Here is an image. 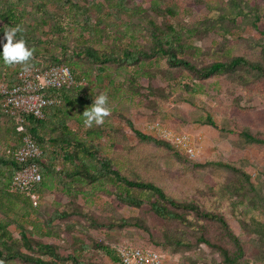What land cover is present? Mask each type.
<instances>
[{
	"label": "rangeland",
	"instance_id": "374dc122",
	"mask_svg": "<svg viewBox=\"0 0 264 264\" xmlns=\"http://www.w3.org/2000/svg\"><path fill=\"white\" fill-rule=\"evenodd\" d=\"M127 1L133 7L145 9V15L160 28L168 31L170 25L176 27L182 43L201 48L202 55L185 54L198 67L216 60L226 61L235 55L264 66V0ZM103 3L102 10L93 9L90 13L104 17L109 34L94 42L86 33L85 39L106 49L120 45L151 48V36L142 26V19L136 16L132 37H124L117 43L115 33L129 23V15H114L107 2ZM28 6L36 12L32 0ZM49 9L62 13L54 3ZM33 22L40 27L43 39L57 42V35L54 37L51 31L53 20L47 14L35 13ZM78 31V28L72 30L74 40L80 38ZM40 47L45 53L59 52L56 44L43 43ZM145 59L148 75L141 73L143 76L135 93H131L133 86L126 77L138 69L137 65L107 68L117 73L116 84L123 88L120 93L107 85L108 79L103 83L96 82L95 65L91 61L76 59L81 70L90 74L81 89L90 98L79 96L81 101L76 104L75 114L82 118L94 97L107 92L111 112L103 124L93 123L92 126L104 129L102 143L115 166H120L131 177L153 181L172 195L196 200L202 207L221 213L240 240L242 250L239 251L216 221L190 213L188 216L193 224L187 226L174 219H162L148 207L131 205L113 193L97 192L85 202L84 198L74 200L57 191H44L33 200L35 208H31L28 199L22 196L17 202V212L11 211L13 204L9 203L0 210V218L8 220L18 216L20 220L28 221L29 228L31 223L40 224L42 232L37 237L59 245L63 253L72 252L74 246L80 244L75 242L77 238L88 244L102 241L113 247L121 243L134 245L161 241L156 246L163 254V264H226L218 248L200 240L204 235L240 255L242 262L264 264V143L248 140L241 133L248 128L255 135L264 137V73L241 67L202 80L187 70L170 67L165 59ZM19 66L12 65L11 70H18ZM185 83L201 84L204 90L189 96L183 89ZM149 85L159 89L158 93L150 94ZM207 115L213 117L216 126L207 123ZM128 119L134 127L128 124ZM69 124L82 134L89 127L84 120L78 123L73 117ZM6 125H10L7 117L0 118V141H10L8 143L13 145L18 136L6 133ZM135 128L167 141L164 129L189 134L197 153L188 157L181 150L178 153L166 145L142 141L136 136ZM75 204L88 209L96 221L72 214L66 219L46 223L56 209H67ZM124 217L138 219L147 228L108 226L113 218ZM10 228L18 235L14 222ZM164 233L180 237L190 245L164 244ZM89 255L113 264L94 250ZM0 261L3 264H28L18 259Z\"/></svg>",
	"mask_w": 264,
	"mask_h": 264
},
{
	"label": "trees",
	"instance_id": "16d2710c",
	"mask_svg": "<svg viewBox=\"0 0 264 264\" xmlns=\"http://www.w3.org/2000/svg\"><path fill=\"white\" fill-rule=\"evenodd\" d=\"M110 6L114 15H129V23L117 30L115 41L122 42L124 37L131 36L135 27L134 16L142 19V26L149 32L152 39V46L149 49L138 47V45L114 46L111 49L97 47L89 39L84 38L88 34L89 38L100 40L109 34L108 23L104 17L91 14L93 9L103 8L104 3ZM36 12L29 9V0H0V37L4 35L3 30L9 25H19L22 29L18 36H22L30 48L34 49V55L28 62L30 65L40 64V60L50 64H68L73 74L80 80L88 79L89 73L83 72L76 59L86 58L95 65L93 73L96 82L103 83L108 79L107 85L113 86L117 92L122 93V86H117V73L108 71L109 66L117 67L124 64L137 65L133 73H129L126 80L134 87V90L143 75L147 76L145 68V58L165 59L172 68H181L189 71L198 79H207L217 74L233 72L241 67H249L264 73V66L258 62L247 59L241 55H235L226 61H212L200 67L196 66L186 57V53H196L202 55L203 51L199 47H194L181 42V34L176 27L170 25L166 31L160 28L154 20L145 15V9L140 6L133 7L127 0H32ZM54 3L61 8L62 13L50 11L49 5ZM156 3V1H155ZM35 13H45L52 20V34L57 35V42L43 39L40 27L34 23ZM103 24V25H102ZM78 28V39H73L72 30ZM84 38V40L79 41ZM101 42V41H100ZM57 45L58 53L52 54L48 51L42 52L41 45ZM2 52V45H0ZM19 65V64H17ZM16 65V66H17ZM12 66V65H11ZM10 65L3 63L0 58V72L5 71L8 76L14 78L18 70H11ZM8 70H11L8 72ZM142 70V71H141ZM143 73V75H141ZM141 75V76H140ZM141 77V78H140ZM83 86V85H82ZM82 86L63 85L53 89L50 93L60 99V102L45 108L43 118H37L32 114L24 113L27 121V129L34 139L43 149V154L35 161L39 166L42 175L40 182L33 186V191L40 195L44 191H57L68 197L84 198L88 201L92 194L97 192L113 193L120 200L138 207H148L155 215L162 219H174L187 226H192L193 221L188 214L193 213L199 218H206L218 222L226 235L234 244L242 250L240 240L229 227L225 217L214 210L202 207L196 200L182 199L166 192L160 185L153 181L142 180L126 174L120 166H115V162L107 155V148L102 143L105 131L99 127H88L82 134L79 130L70 126V118H75L78 123L85 119L75 114V107L80 97L83 95L90 98L86 93H82ZM150 94H157L159 89L149 85ZM183 89L189 96L196 95L204 90L203 85L195 83H185ZM80 96V97H79ZM79 97V98H78ZM84 105V103H82ZM7 117L10 125H6L12 137H17V143L10 145L8 142L0 141V210L13 204L11 211L17 212V202L20 197L28 199L31 208L36 206L33 199L25 191H12L11 180L21 164L15 159L13 152L20 146V134L17 131V120L15 116L5 113L0 105V118ZM207 123L216 126L212 116L207 115ZM128 124L134 127L132 121L128 119ZM136 136L147 142L159 145H166L179 153L174 144L157 138L135 128ZM241 133L254 142L264 143V137L255 135L250 129L245 128ZM19 139V141H18ZM186 156L190 157L186 154ZM86 216L96 221L95 216L84 206L75 204L67 209H56L46 220L51 224L56 219H66L70 215ZM30 214H27L29 217ZM11 222L16 224L19 231L15 235L10 226ZM23 221L14 216L8 220L0 218V259L4 261L21 260L28 264H108L102 260L90 258L89 253L96 251L103 257L108 258L113 264H122L117 247L108 243L97 241L94 244L85 243L77 238L80 244L74 246L72 252L63 253L59 245L43 241L37 237L42 232V227L38 223ZM106 224V223H101ZM108 226H136L146 229V225L140 223L138 219L120 218L109 221ZM200 240L209 246L220 250L226 264H249L240 261L241 256L232 253L225 246L213 242L210 238L202 235ZM161 242V241H160ZM160 242L146 243L152 248L159 249L156 245ZM164 244H174L176 246H188L190 243L184 239L164 233ZM130 244V243H121ZM120 244V245H121ZM140 244V243H139ZM134 244V245H139ZM133 245V244H131Z\"/></svg>",
	"mask_w": 264,
	"mask_h": 264
},
{
	"label": "built area",
	"instance_id": "2783aa9c",
	"mask_svg": "<svg viewBox=\"0 0 264 264\" xmlns=\"http://www.w3.org/2000/svg\"><path fill=\"white\" fill-rule=\"evenodd\" d=\"M86 80L78 79L68 64H50L40 60V64L30 65V70L20 68L16 76L11 78L5 71L0 72V105L2 110L15 116L17 131L20 134V146L13 152L15 159L21 164L10 183L12 191H25L34 201L39 194L33 186L42 179L39 166L35 161L43 154V149L27 129L24 113L43 118L45 108L60 102L50 92L63 85L82 86ZM158 128V127H157ZM164 138L189 155L195 156L197 151L186 133L163 130ZM122 264H163V254L159 249L146 243L139 245L121 244L117 247Z\"/></svg>",
	"mask_w": 264,
	"mask_h": 264
},
{
	"label": "clouds",
	"instance_id": "9594fccd",
	"mask_svg": "<svg viewBox=\"0 0 264 264\" xmlns=\"http://www.w3.org/2000/svg\"><path fill=\"white\" fill-rule=\"evenodd\" d=\"M22 31L19 25H9L3 30L4 35L0 37V45H2V52H0V58L6 65H22L25 71L30 70V64L28 63L33 55L34 49L30 48L27 41L18 36V33ZM111 112L109 107V96L107 92H101L95 96L91 106L87 107L83 112L84 123L86 126L91 127L93 123L99 125L103 124L105 117ZM0 264H3L0 261Z\"/></svg>",
	"mask_w": 264,
	"mask_h": 264
}]
</instances>
